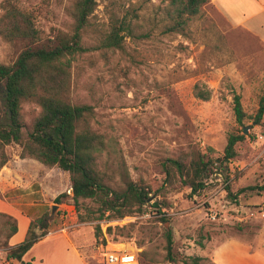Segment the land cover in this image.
<instances>
[{
	"label": "rangeland",
	"instance_id": "374dc122",
	"mask_svg": "<svg viewBox=\"0 0 264 264\" xmlns=\"http://www.w3.org/2000/svg\"><path fill=\"white\" fill-rule=\"evenodd\" d=\"M77 1L0 0V17L13 6L39 30L36 41L0 37V65L14 64L27 48L53 47L60 33L74 34ZM167 6V0H98L83 35L85 52L72 67L70 98L94 107L91 124L106 143L98 161L105 184L122 191L132 182L148 192L147 203L123 219L83 221L97 218L101 207L91 200L77 207L66 173L60 178L67 195L61 204L68 207L61 208L50 230L61 227L65 214L87 264H102L103 239L130 244L143 264H185L191 257L216 264L212 254H221L227 264H264V117L261 125L250 119L264 97V43L233 28L213 5L189 23L185 35L164 34ZM114 12L132 21L134 36L151 37L122 33V49L106 48L103 39ZM197 84L212 91L209 101L194 96ZM234 93L242 97L247 134L241 133L245 139L236 146V157L226 161L229 134L242 130L234 116ZM4 98L3 82L1 123L6 122ZM40 112L35 103L23 105L28 128ZM21 152L15 143L0 144V160H18ZM202 155L215 162L205 189L194 194L187 184L190 163ZM170 160L186 162L183 175ZM99 223L102 234L96 231ZM4 241L0 231L1 249Z\"/></svg>",
	"mask_w": 264,
	"mask_h": 264
},
{
	"label": "trees",
	"instance_id": "16d2710c",
	"mask_svg": "<svg viewBox=\"0 0 264 264\" xmlns=\"http://www.w3.org/2000/svg\"><path fill=\"white\" fill-rule=\"evenodd\" d=\"M167 1L168 21L164 25L163 33L181 35H185L189 23L200 16L203 9L211 3V0ZM124 5L130 8L132 4L127 1ZM97 6L98 0H78L73 14L74 34L60 33L53 47L27 48L14 64L0 65V83L5 84L6 109V122H0V144L5 146L15 143L22 147L21 159H34L46 167H56L69 174L75 205L78 207L82 201L91 200L99 203L101 207L97 218L85 217L83 221L96 219L102 222L110 218L123 219L133 213L134 207L141 209L147 203L149 194L143 189L134 188L132 182L126 183V189L122 191L113 190L105 184L98 169V161L106 150V143L104 137L92 127L94 107L74 103L70 98L73 62L85 52L82 46L83 35ZM137 11L140 8L136 9V13ZM126 19H120L115 12L110 15V32L103 39L106 48L122 49L125 39V36H121L122 33L134 36L132 21L127 22ZM0 37L6 42L36 41L39 39V30L26 13L16 7L7 6L0 17ZM134 37L149 39L151 36L146 33ZM194 96L201 101H209L212 91L197 84L194 87ZM28 102L35 103L41 109L30 128L27 127L22 113L23 105ZM233 103L235 120L242 130L229 134L225 148L226 161L236 157V146L245 139L241 133H244L247 113L240 94L234 93ZM263 117L264 97L260 99L258 109L250 119L256 125H261ZM7 162L8 157L3 156L0 170ZM170 162L183 175L186 162ZM214 162L205 155L191 161V177L187 184L194 194L205 189ZM66 196L61 193L54 202L61 204ZM0 218L5 219L0 231L5 233L3 248L7 259L31 264L24 263L23 258L46 237L50 225L49 214L32 222L25 241L15 247H10L8 240L17 232L16 220L6 214H0ZM38 228L43 231L39 232ZM96 231L98 234L103 233L100 223L96 226ZM102 244H107L106 239H103ZM172 247L173 239L169 232V253ZM203 261L202 257H191L184 263L202 264Z\"/></svg>",
	"mask_w": 264,
	"mask_h": 264
},
{
	"label": "crops",
	"instance_id": "0c3cea01",
	"mask_svg": "<svg viewBox=\"0 0 264 264\" xmlns=\"http://www.w3.org/2000/svg\"><path fill=\"white\" fill-rule=\"evenodd\" d=\"M209 5L217 8L235 29L243 30L264 43V0H211ZM208 5V6H209ZM20 165L28 166L27 172L20 171ZM66 173L58 168H49L34 159H13L0 170V214L11 216L17 222V232L8 240L10 247L20 245L28 235L32 222L49 214V228L54 205L57 214L63 206L55 199L64 192ZM62 215L60 216V218ZM71 230L47 234L23 258L31 264H87L79 246L71 239ZM256 257V254H244ZM216 264H227L221 254H212ZM0 264H23L7 259V253L0 248Z\"/></svg>",
	"mask_w": 264,
	"mask_h": 264
},
{
	"label": "built area",
	"instance_id": "2783aa9c",
	"mask_svg": "<svg viewBox=\"0 0 264 264\" xmlns=\"http://www.w3.org/2000/svg\"><path fill=\"white\" fill-rule=\"evenodd\" d=\"M67 216L64 214L61 217L62 225L54 231H48L47 234L55 232L66 233L73 229V225L66 222ZM101 263L102 264H143L140 259V253L130 244L119 241H108L106 245L102 244Z\"/></svg>",
	"mask_w": 264,
	"mask_h": 264
},
{
	"label": "water",
	"instance_id": "95a60500",
	"mask_svg": "<svg viewBox=\"0 0 264 264\" xmlns=\"http://www.w3.org/2000/svg\"><path fill=\"white\" fill-rule=\"evenodd\" d=\"M244 134H247V128L244 129ZM57 210H58V206L54 205L52 207V211H51V220H54L56 218ZM38 231L41 232V231H43V229L42 228H38Z\"/></svg>",
	"mask_w": 264,
	"mask_h": 264
}]
</instances>
